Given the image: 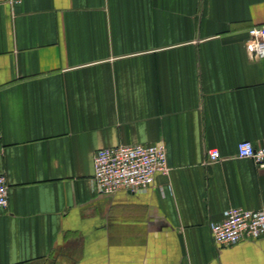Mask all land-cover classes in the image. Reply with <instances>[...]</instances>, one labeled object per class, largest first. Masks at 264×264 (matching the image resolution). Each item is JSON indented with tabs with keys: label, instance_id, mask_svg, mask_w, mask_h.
Here are the masks:
<instances>
[{
	"label": "crops",
	"instance_id": "1",
	"mask_svg": "<svg viewBox=\"0 0 264 264\" xmlns=\"http://www.w3.org/2000/svg\"><path fill=\"white\" fill-rule=\"evenodd\" d=\"M264 0H0V264H264L210 225L264 210ZM163 143L167 176L98 194L94 153ZM210 149L221 161L208 163Z\"/></svg>",
	"mask_w": 264,
	"mask_h": 264
},
{
	"label": "built area",
	"instance_id": "2",
	"mask_svg": "<svg viewBox=\"0 0 264 264\" xmlns=\"http://www.w3.org/2000/svg\"><path fill=\"white\" fill-rule=\"evenodd\" d=\"M18 5L22 0H8ZM246 48L251 56L264 54V27L250 28ZM237 157L251 160L264 167V146L256 147L251 141L240 142ZM220 151L210 149L208 163L221 161ZM93 181L98 194L113 195L121 190L145 193L154 187L157 175L167 176V152L163 143L155 145H119L97 150L94 153ZM0 175V212L9 206V185ZM225 219L210 225L212 242L217 248L239 245L264 238V210H246L231 207L225 210Z\"/></svg>",
	"mask_w": 264,
	"mask_h": 264
}]
</instances>
